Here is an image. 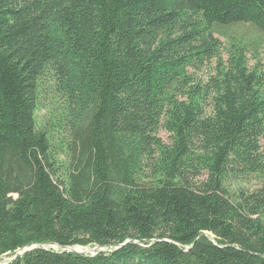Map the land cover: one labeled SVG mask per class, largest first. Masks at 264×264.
Segmentation results:
<instances>
[{
	"label": "trees",
	"instance_id": "16d2710c",
	"mask_svg": "<svg viewBox=\"0 0 264 264\" xmlns=\"http://www.w3.org/2000/svg\"><path fill=\"white\" fill-rule=\"evenodd\" d=\"M239 24L264 36V0H0L5 264H264V75L235 44L188 74Z\"/></svg>",
	"mask_w": 264,
	"mask_h": 264
},
{
	"label": "rangeland",
	"instance_id": "374dc122",
	"mask_svg": "<svg viewBox=\"0 0 264 264\" xmlns=\"http://www.w3.org/2000/svg\"><path fill=\"white\" fill-rule=\"evenodd\" d=\"M226 36H222L219 33H215V37L218 38L220 46L216 56L210 61L205 63V65L199 68L189 67L188 74L191 75L194 81L205 82L209 76L215 75L216 69L220 64H223L228 59L232 44L236 46H241L245 50L246 63L249 68H257L264 75V36L255 30L249 24H239L229 28ZM61 106V99L54 93L53 89V79L47 74L41 80V87L38 95V102L35 109V120L38 127L51 128L52 114L59 111ZM52 139L54 145H58L60 139L57 135L53 134ZM163 141H169V134L160 129L158 132ZM54 139V140H53ZM262 147L264 148V138L261 140ZM258 186V178L253 176H247L246 178H239L236 180H231L229 183V188L233 189H245L252 190ZM52 249L59 250V247L55 245H47ZM70 250L73 249L75 252L93 254L96 251L105 250L104 248H94V246H78L69 247ZM23 250H17L16 253H22ZM12 256L6 255L0 258V263L5 264Z\"/></svg>",
	"mask_w": 264,
	"mask_h": 264
},
{
	"label": "water",
	"instance_id": "95a60500",
	"mask_svg": "<svg viewBox=\"0 0 264 264\" xmlns=\"http://www.w3.org/2000/svg\"><path fill=\"white\" fill-rule=\"evenodd\" d=\"M50 245H55V246H57V247H58V245H57V244H54V243H52V244H50ZM63 250H69V251H73V249H72V250H70V248H69V247H65V248H63Z\"/></svg>",
	"mask_w": 264,
	"mask_h": 264
},
{
	"label": "built area",
	"instance_id": "2783aa9c",
	"mask_svg": "<svg viewBox=\"0 0 264 264\" xmlns=\"http://www.w3.org/2000/svg\"><path fill=\"white\" fill-rule=\"evenodd\" d=\"M96 249V247H94Z\"/></svg>",
	"mask_w": 264,
	"mask_h": 264
}]
</instances>
